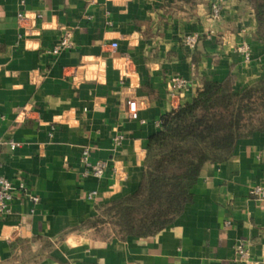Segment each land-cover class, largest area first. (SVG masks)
<instances>
[{
	"label": "crops",
	"instance_id": "1",
	"mask_svg": "<svg viewBox=\"0 0 264 264\" xmlns=\"http://www.w3.org/2000/svg\"><path fill=\"white\" fill-rule=\"evenodd\" d=\"M216 1L0 0V164L17 187L0 217V264H264V205L251 193L264 185V133L207 163L192 201L161 232L95 234L100 207L139 189L163 115L205 81L232 76L240 90L264 79L253 11L220 0L214 22ZM191 33L201 36L195 50L183 42ZM66 34L73 47L53 55ZM243 44L250 62L237 50ZM174 76L187 81L184 91H173ZM130 99L138 120L129 118ZM86 149L92 163L107 162L103 178L83 176Z\"/></svg>",
	"mask_w": 264,
	"mask_h": 264
},
{
	"label": "trees",
	"instance_id": "2",
	"mask_svg": "<svg viewBox=\"0 0 264 264\" xmlns=\"http://www.w3.org/2000/svg\"><path fill=\"white\" fill-rule=\"evenodd\" d=\"M242 1L253 11L255 39L264 46V0ZM255 133H264V79L240 90L232 76L205 81L191 102L162 116L147 144L137 192L101 206L99 217L115 216L120 239L161 232L192 201L203 167L227 161L239 141Z\"/></svg>",
	"mask_w": 264,
	"mask_h": 264
},
{
	"label": "built area",
	"instance_id": "3",
	"mask_svg": "<svg viewBox=\"0 0 264 264\" xmlns=\"http://www.w3.org/2000/svg\"><path fill=\"white\" fill-rule=\"evenodd\" d=\"M211 19L214 22H220L223 16V4L222 2L216 1L211 5ZM20 20H25V17L20 14ZM200 34L199 33H191L184 36L183 42L184 46L189 50H195L198 43L200 42ZM73 47V42L70 38L69 34H66L60 43L56 45L52 49L53 55H58L63 50H68ZM112 47L114 49L118 48L117 43H113ZM238 52L241 53L247 62L252 60V49L248 44H243L237 48ZM171 84L174 92H181L184 91L188 84L187 81L181 77L174 76L171 79ZM127 111L129 118L132 120L139 119V110L137 101L134 99H130L127 102ZM123 141V136H118L116 138V143L120 145ZM12 147L15 148L16 145L12 144ZM82 163L85 165L86 170L83 173L84 177L87 176H94L96 178H103L106 173L108 164L106 161H97L92 163L90 161V150L86 149L81 158ZM17 192V187L4 175L1 173V164H0V217H5L11 213V205L15 198V194ZM252 195L262 204L264 205V185H256L251 190ZM97 197V192H91L88 195L89 200H93ZM33 204H37L39 202V198L37 196L31 197ZM238 252L242 257L247 256V252L243 245L238 247Z\"/></svg>",
	"mask_w": 264,
	"mask_h": 264
},
{
	"label": "rangeland",
	"instance_id": "4",
	"mask_svg": "<svg viewBox=\"0 0 264 264\" xmlns=\"http://www.w3.org/2000/svg\"><path fill=\"white\" fill-rule=\"evenodd\" d=\"M115 216L113 214L111 215H102V217H99L96 222L95 226H97L95 234L102 239H109L114 236L115 228H114V223H115Z\"/></svg>",
	"mask_w": 264,
	"mask_h": 264
}]
</instances>
